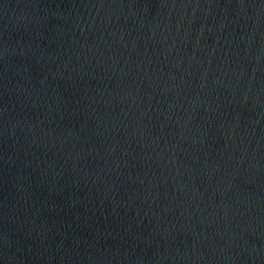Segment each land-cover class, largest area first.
I'll use <instances>...</instances> for the list:
<instances>
[{
  "label": "water",
  "instance_id": "95a60500",
  "mask_svg": "<svg viewBox=\"0 0 264 264\" xmlns=\"http://www.w3.org/2000/svg\"><path fill=\"white\" fill-rule=\"evenodd\" d=\"M264 173V0H0V264H177Z\"/></svg>",
  "mask_w": 264,
  "mask_h": 264
}]
</instances>
